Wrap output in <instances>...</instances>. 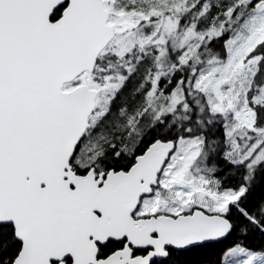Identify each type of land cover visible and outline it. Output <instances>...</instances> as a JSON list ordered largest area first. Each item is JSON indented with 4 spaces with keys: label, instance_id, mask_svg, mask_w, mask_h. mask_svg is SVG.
Segmentation results:
<instances>
[{
    "label": "snow or ice",
    "instance_id": "1",
    "mask_svg": "<svg viewBox=\"0 0 264 264\" xmlns=\"http://www.w3.org/2000/svg\"><path fill=\"white\" fill-rule=\"evenodd\" d=\"M0 264H264V0H0Z\"/></svg>",
    "mask_w": 264,
    "mask_h": 264
}]
</instances>
